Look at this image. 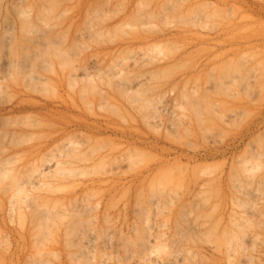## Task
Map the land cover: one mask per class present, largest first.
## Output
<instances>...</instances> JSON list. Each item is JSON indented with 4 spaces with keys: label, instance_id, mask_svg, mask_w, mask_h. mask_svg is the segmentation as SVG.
Here are the masks:
<instances>
[{
    "label": "rangeland",
    "instance_id": "obj_1",
    "mask_svg": "<svg viewBox=\"0 0 264 264\" xmlns=\"http://www.w3.org/2000/svg\"><path fill=\"white\" fill-rule=\"evenodd\" d=\"M0 165V264H264V0H0Z\"/></svg>",
    "mask_w": 264,
    "mask_h": 264
},
{
    "label": "bare ground",
    "instance_id": "obj_2",
    "mask_svg": "<svg viewBox=\"0 0 264 264\" xmlns=\"http://www.w3.org/2000/svg\"><path fill=\"white\" fill-rule=\"evenodd\" d=\"M20 59H21V56L19 57ZM19 59V60H20ZM23 60V59H22ZM23 63V62H22ZM20 65H21V63H20ZM3 165V164H2ZM1 166V165H0ZM1 172V171H0ZM4 172V171H3ZM1 175V174H0ZM5 175V174H4ZM3 177V176H2ZM5 177H6V175H5ZM5 177H3V178H5ZM2 179V178H1ZM2 182V181H1ZM17 186V185H16ZM16 189H18L17 187H16ZM45 215V214H44ZM42 217H44V216H42Z\"/></svg>",
    "mask_w": 264,
    "mask_h": 264
}]
</instances>
